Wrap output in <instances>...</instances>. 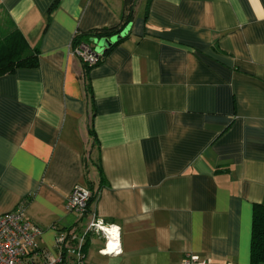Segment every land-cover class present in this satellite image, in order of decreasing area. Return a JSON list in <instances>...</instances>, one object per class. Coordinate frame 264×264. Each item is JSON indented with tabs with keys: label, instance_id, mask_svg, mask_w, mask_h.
I'll use <instances>...</instances> for the list:
<instances>
[{
	"label": "crops",
	"instance_id": "obj_1",
	"mask_svg": "<svg viewBox=\"0 0 264 264\" xmlns=\"http://www.w3.org/2000/svg\"><path fill=\"white\" fill-rule=\"evenodd\" d=\"M123 11L124 0H0V18L40 55L0 77V216L24 208L52 251L81 224L67 208L79 185L93 193L89 213L121 228V255H100L93 235L88 259L251 264L264 205V0H140L88 69L74 37L119 26Z\"/></svg>",
	"mask_w": 264,
	"mask_h": 264
},
{
	"label": "built area",
	"instance_id": "obj_2",
	"mask_svg": "<svg viewBox=\"0 0 264 264\" xmlns=\"http://www.w3.org/2000/svg\"><path fill=\"white\" fill-rule=\"evenodd\" d=\"M71 52L88 69L103 61V53L97 52V46L94 50L84 45L75 48L72 44ZM92 196L91 190L79 185L72 190L67 208L80 218L81 224L59 231L52 251L39 245L44 230L26 216L24 208L0 216V264H87L86 245L93 235L104 240L100 255H121V228L89 213ZM182 264L209 263L197 255L186 254Z\"/></svg>",
	"mask_w": 264,
	"mask_h": 264
},
{
	"label": "trees",
	"instance_id": "obj_3",
	"mask_svg": "<svg viewBox=\"0 0 264 264\" xmlns=\"http://www.w3.org/2000/svg\"><path fill=\"white\" fill-rule=\"evenodd\" d=\"M139 1L124 0V11L119 26L79 32L74 37L73 46L76 48L84 45L95 50L98 42L120 35L134 21L136 4ZM111 49L103 52V58ZM39 65V52L30 48L18 30H6L0 23V77L18 69H34ZM88 89L90 91V87ZM93 201L94 196H92L91 203ZM251 264H264V205L260 204L255 205L254 208Z\"/></svg>",
	"mask_w": 264,
	"mask_h": 264
},
{
	"label": "rangeland",
	"instance_id": "obj_4",
	"mask_svg": "<svg viewBox=\"0 0 264 264\" xmlns=\"http://www.w3.org/2000/svg\"><path fill=\"white\" fill-rule=\"evenodd\" d=\"M0 23L2 28L6 29V30H11L6 18H2L0 19ZM100 247H104V243H102V245ZM89 264H105V260L101 259V256L95 251H92V253H90V258L88 259Z\"/></svg>",
	"mask_w": 264,
	"mask_h": 264
},
{
	"label": "water",
	"instance_id": "obj_5",
	"mask_svg": "<svg viewBox=\"0 0 264 264\" xmlns=\"http://www.w3.org/2000/svg\"><path fill=\"white\" fill-rule=\"evenodd\" d=\"M122 38H123V35L120 34L117 37L112 38L111 40L109 39L102 40L97 43V49L104 52L105 50L111 48L114 44H116Z\"/></svg>",
	"mask_w": 264,
	"mask_h": 264
}]
</instances>
